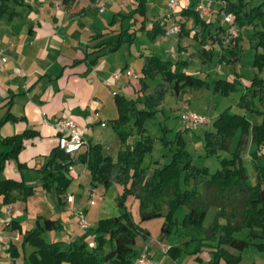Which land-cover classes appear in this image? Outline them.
Segmentation results:
<instances>
[{
	"label": "trees",
	"instance_id": "trees-1",
	"mask_svg": "<svg viewBox=\"0 0 264 264\" xmlns=\"http://www.w3.org/2000/svg\"><path fill=\"white\" fill-rule=\"evenodd\" d=\"M222 4V16H233L232 27L236 30L234 49H228L230 58L220 55L219 62L235 65L240 53V42L246 37L251 49L254 50L252 68L254 77L250 80L246 93L240 96L236 106L249 114L262 117L259 125H251L244 115L231 114L224 110L212 123V130L206 131L203 138L205 157H213L220 163V169L212 174L206 168H197L193 164V157L185 150V142L178 132L174 140H167L160 136L162 142L170 152V159L162 166L155 168L148 176L143 163L145 157L151 153L154 139L146 135L145 123L153 119L164 101V97L171 92L178 99L187 90H213L223 97L237 92L240 78L237 81L213 80L208 82L187 74L186 63L181 61H164L148 53L143 57V66L139 78L141 92L147 85L145 81L160 77L161 83L156 85L152 93L143 95V100H128L122 95H115L114 102L118 116L110 121V125L117 134L121 144L116 159L106 156L101 145H89L87 151L80 157V161L89 172L91 186L117 185L122 187L119 194V207H125L123 199L126 195H134L139 200V215L141 220L163 218L161 237L167 236L174 225L183 228L197 229L204 236L201 241L215 243L197 245L193 253L208 250V264H239L241 255H233L225 247L241 253L249 246H255L264 253V165L260 162L261 155L256 151L251 155L254 185H249L245 169L241 161L242 142H237L235 151L230 152L231 141L237 131L242 136L247 134L257 148H264V77L260 75L264 70V0L252 4L247 0H216ZM142 0L141 7H143ZM9 13L5 1L0 2V19ZM173 15V14H171ZM180 17L191 19L194 28H199L192 38L202 46L203 61H210L213 52L207 45L217 43L222 45L225 33L229 35L230 26L215 27L211 21L203 20L195 11V4L180 11ZM222 17V21H223ZM170 18V17H169ZM165 24L162 21L153 22L147 31L150 41L158 35L165 34ZM214 33H211V31ZM179 36H189L184 24L178 27ZM118 47V44L116 45ZM138 104H142L139 108ZM129 126V129H124ZM166 131V128H162ZM138 139L129 145L133 135ZM38 137L34 130H25L20 134L0 139V176L5 163L17 161L18 155L24 149L25 141ZM221 153L229 154V157ZM75 162L65 155L58 147L52 149L46 162L40 168L42 175L41 187L60 198L65 194L71 179L67 176V167ZM18 169L23 166L18 164ZM202 185V192L197 186ZM18 193L23 200L34 194V189L25 181L16 182L0 178V196L4 205L11 204ZM187 212L179 222L174 218L180 208ZM210 208L217 213L208 227H203L202 221ZM57 221L37 218L35 227L22 233V245L34 249L28 256L29 264H133L139 252L135 248L136 239L148 236V232L136 225L127 211L118 216L99 220L91 229L94 233V244L70 242L65 248L63 242L47 243L42 235L46 231L57 230ZM247 230L243 239L235 234ZM161 242V239H159ZM108 251L104 252V247ZM13 248H9L11 251ZM181 250L176 247L168 248L166 254L176 257ZM196 254V255H197ZM16 257L15 250L11 254ZM196 260H199L196 257Z\"/></svg>",
	"mask_w": 264,
	"mask_h": 264
},
{
	"label": "crops",
	"instance_id": "crops-1",
	"mask_svg": "<svg viewBox=\"0 0 264 264\" xmlns=\"http://www.w3.org/2000/svg\"><path fill=\"white\" fill-rule=\"evenodd\" d=\"M1 1L6 2L9 13L0 19V50L6 58V62L0 66V139L20 134L25 130L36 131L38 137L25 141L24 149L18 155L17 161H7L3 173L0 176L2 180L8 179L16 182L24 180L27 186L34 189V194L26 200H23L18 193L14 192L12 195L15 200L9 205H4L2 197L0 196V206H2L0 207V227L3 230L0 231L1 245L5 246V241L9 239V246H5L6 249L0 251V259L2 258L1 254L8 252L7 256L11 257L14 264H29L27 258L34 249L22 245V233L34 228L37 218L58 222L60 227L53 231L64 232L65 235L58 237V241L53 242H63L65 248L70 242H77L78 234L85 231L84 229H92L90 226L88 228H82L79 225V219L74 210L81 213L84 216L83 218H86L88 213V209L85 207L83 209L81 208V203L75 205L74 200L71 199V203L68 204L66 202V199L69 197L68 195H62L59 201L55 202L56 200L52 198L55 195L46 192L41 187L42 175L39 173V170L46 162L52 149L58 147V133L54 127L55 119L66 117L74 120L82 130L85 143L76 157L73 158L75 162L73 166L77 173H82L85 170L83 175L84 179L80 180L81 176L76 179L84 187V181L88 177V182L90 183V177L86 166L80 161V157L87 151L89 145H101L104 155L110 156L114 160L121 149L117 134L110 125V121L115 120L118 116L114 96L122 95L128 100H138L140 102L143 100V95L152 93L156 85L161 83L160 77L157 76L154 80L145 81L147 88L144 93L140 91L139 78L141 76L144 55L153 53L164 61L185 62L186 69L184 71L192 76L195 75L191 74L188 70L187 64L189 67L190 64L186 58L187 54L184 53H189V49H191V56L194 54L192 57L196 59L197 54H199L198 58L200 62L206 59V57L204 59L201 57L202 46H199L193 38H190L195 32H198L199 28H194L191 19H183L177 12L172 18L168 17L169 11H164L161 15L157 14L148 18L147 13L144 14L142 11L141 14H144V17L142 18L140 30L145 33L144 39L146 40L138 42L136 31L139 19L136 18V15L133 19L128 16L129 20H124L122 19L123 17H120L121 13L125 12V10L133 12L132 10L136 9L137 4L134 0H111L103 12H100L95 7L94 0ZM198 1L192 4L196 6L199 3ZM247 1L252 4H258L261 0L257 3L253 0ZM146 2L147 0H144V3ZM208 3H216L217 6L222 7V4L216 0H208L207 4L205 2L203 4L208 6ZM192 4L189 5L188 0H181L179 10L181 11ZM202 19L210 21L204 18ZM156 21H162L165 24V30L184 24V28L188 30L189 36H179L176 34L168 37L164 41L162 36L158 35L153 41H150L147 31L151 29L153 22ZM218 21L221 23L213 24L215 27L222 26L226 28L227 25L222 21V17ZM211 33H214V31L212 30ZM244 38L246 39V37ZM117 44L118 47H116ZM217 45V43H214L213 45L206 46L207 49L213 52L210 61H203L210 68L217 62L215 57L223 55L227 59L230 58L229 50H222L223 45H218L219 47ZM218 50H222V52L219 53L220 51L217 52ZM239 58L240 53L238 54V60ZM17 70H20L21 74L17 75ZM252 70L251 77L248 81L241 79V75L235 70L232 71V74L234 78L236 77V81L239 77V84H243L247 88L250 85V80L256 73L253 68ZM117 71L124 73L130 72L134 77H128L122 74L118 79H114L113 74ZM216 74L217 72L211 70L207 72L206 76H216ZM219 79L230 82L234 80L230 76L216 77L213 80ZM185 93H188V90ZM244 93L246 92L241 91L239 96L233 98L224 110L228 109L231 114L244 115L251 125H259L262 121L261 116L249 114L236 106L238 99ZM167 95L173 97L171 92H168ZM182 97L183 94L179 98ZM161 109L162 107H159V110ZM191 111L193 110L191 109ZM217 117L218 115L211 122L213 123ZM109 126L113 132L101 137L100 134H102V131L100 128H107ZM124 129H129V126H125ZM112 133L116 134V138ZM236 136H238V131L231 141L230 152L234 149V138ZM238 137H240L239 140L243 144L241 151L247 152L249 149V153L247 154L249 159L247 160H250L252 164L251 155L257 151L261 155L260 162L264 165V148H257L251 142L249 134L246 136L239 135ZM137 139L138 136L133 131V135L128 141L129 145ZM221 155L226 157L230 156L226 153H221ZM147 158L149 161L145 166L148 167L147 174L150 176L155 168L162 166L164 163L159 157L155 159L150 154L145 157V159ZM18 164L23 166L22 170L18 169ZM201 168L207 169V167ZM244 169L246 172L245 167ZM208 171L210 174L214 173L210 172V170ZM246 175L249 185H254L255 173L253 172V166L251 177H249L248 172H246ZM200 186L202 185L200 184ZM39 189L42 192H38ZM43 194L48 196H44ZM37 195H41V197L39 196L40 199ZM37 197L44 202L46 199H50L52 209L51 211H47L45 215H37L38 212L42 211V208L38 206V210L34 212L35 214L33 213V220L30 219L32 220L33 227L25 229L27 222H29V219L26 217L30 205L29 201H35ZM17 202L22 203L20 205L21 207H15ZM177 212L174 217L177 215ZM186 212V208L181 210L183 216ZM183 216L175 218L182 220ZM7 231L10 233H6ZM145 231L148 232L147 230ZM12 233H14L13 239L8 237ZM85 237L89 238L90 236L84 235L83 238ZM148 238H150L149 232L148 236L144 238L141 249L136 250L140 252L143 248L148 247L155 264H162L160 262L164 257L159 256L161 254L157 252L156 248L154 250L152 249L153 246L147 243ZM203 238L204 236L201 235L193 239L201 241ZM159 239H161V242L157 241L158 245L160 244L164 247L163 237ZM88 240L87 242L89 244L93 243ZM181 243H170V246L168 245V248L176 247L181 252L183 251V254H188V256L183 258L184 262L181 264H208V250L204 248L201 253L191 255L193 251L190 250L191 252H188L182 248ZM201 243L215 246V243L205 241H201ZM194 244L192 243L191 246H194ZM11 247L13 249L10 251L9 248ZM225 248L231 254L236 255L232 252L233 249ZM14 250L17 255L16 257L11 255ZM196 250L197 248L194 251ZM107 251L108 247L106 246L104 247V252ZM239 254L242 258L239 264H244L245 257L242 256V253ZM255 254L254 256L256 258L262 259L261 264H264V257ZM21 255L23 256L21 257L22 260L20 263L17 260ZM156 255L160 259L156 258ZM182 255L180 256L179 253L176 257H169L167 254L165 256L177 263L182 260L180 259ZM196 257L199 260H196ZM246 264L256 263L251 259Z\"/></svg>",
	"mask_w": 264,
	"mask_h": 264
},
{
	"label": "rangeland",
	"instance_id": "rangeland-1",
	"mask_svg": "<svg viewBox=\"0 0 264 264\" xmlns=\"http://www.w3.org/2000/svg\"><path fill=\"white\" fill-rule=\"evenodd\" d=\"M134 1L137 4L136 9L132 10L133 12H129L128 10H125V12L121 13L120 17H123L122 19L124 20L125 19L129 20L128 16L132 17L133 19V17L136 15V18L139 19V22L137 24V31H136L137 36H138V42L146 40L144 39L145 33L140 30V26L142 25V18L144 17V14L147 13L148 18L154 15H157V14L161 15L164 11H169L168 17L170 18L174 17V14H176V12L177 14H180L179 3H181V0H175L178 4V7L176 8V11L174 13L169 10L170 0H147L146 3H143V7L140 6L142 3V0H134ZM188 1L190 5L198 0H188ZM253 1L257 3L260 0H253ZM198 2L199 3L205 2L207 4L208 0H199ZM207 7L209 8V14L207 17H203V18L210 20L211 22H213V24H220L221 22H219L218 19L223 16L220 11L219 5L217 6L216 3L214 4L208 3ZM142 11L144 12L143 15L141 14ZM125 25L127 24L125 23ZM234 38L235 36L228 35L227 33H225V36L223 39L224 41L222 43L223 45L222 50L223 49H234L235 48ZM197 44L200 46L198 42ZM240 44H241L240 58L236 62L235 65L227 66L224 62H219L220 57H215L216 58L215 60H217V62L211 66L212 68H210L203 61L201 62L199 61V58H198L199 54H197V57H196L197 60L193 58L192 56L194 54H192L191 56V53H190L191 49H189V53H184V54H187L186 58L189 60V64H190V67L187 64V68L191 72V74H194L196 77L205 78L208 82H212V80L215 79L216 77L218 78V77H228V76H230L232 79L235 80L236 77L234 78L232 74V71L234 70L241 75V79H243L244 81H248L253 71L251 65H252L254 50L251 49V45L245 38L242 40V42H240ZM222 50H218L217 52L220 51L219 53H221ZM211 70L212 71L214 70L215 72H217L216 76L214 75L209 76V77L206 76L207 72H210ZM260 74L264 76V71H262ZM237 88H238V91L236 93H231V95L227 97H223L219 93H214L212 89L201 91V93L200 91L192 92L188 90V93L183 94V97L178 98V99H175L171 95H167L164 102L160 106L162 107V109L156 113L153 119H150L145 123V127L147 129L146 135H149L151 138L154 139L153 148L150 153V156L155 159L159 157L163 161V163L168 162L170 159V152L165 146H163L159 138L162 135V136H165L167 140L172 141L174 140L177 133L181 132L180 136L185 142V150L193 157V164L195 167L197 168L207 167V169L210 170V172H215L217 169H219L221 166H220V163L217 161V159L213 157H208V158L205 157V153L203 152L204 151L203 150L204 133L206 131H210V129L212 128V122H211L212 119L216 117L217 115L221 114L224 111V109L231 103V100L233 98H237L241 91L246 92V88L243 86V84L237 85ZM138 106L140 107L142 106V104H138ZM190 106L193 111H191ZM189 112L196 113L198 116H200L203 119V123L198 125L197 128L195 129H188L185 123V118ZM162 128H166V131L164 132ZM100 130L102 131L101 132L102 134L99 133L101 137H104L106 136V134L113 132L110 126L107 128L101 127ZM113 135L116 138V134H113ZM239 135L241 136L240 131H238V136ZM238 136L234 138L235 144H234V149L232 153L235 151V148L237 147V142L239 141V138H240ZM248 153H249V149L247 150V152L241 151L240 157H241V161L243 160V165L246 168V172H248L249 177H251L252 164L250 160H247L249 159V156L247 155ZM148 161H149L148 158L145 159L144 165H146ZM77 171H80V170H77ZM80 173L81 172H79V174ZM80 176H81L80 180L84 179V176L82 175ZM251 180H254V179H251ZM88 181H89V178L87 177V179L84 181L85 183L84 187H82V183L80 181L72 180L69 186L67 187L64 195H68L72 200H74L75 205H78L79 203H81L82 209L84 207L88 209L87 217L84 218V222L88 224V226H90L91 228H94L96 226V221L98 222L99 220L110 219V218L118 216L123 211H127L132 221L136 225H138L139 228L147 230L149 232L150 238H148L149 240L147 241V243H149L150 245L154 247V248L152 247L153 250L156 248L157 252L161 254L159 255L160 257L161 256L164 257V259L161 260L160 263L162 264H181L184 262L183 258L188 256L187 253L183 254V251H182L180 252V256L183 254L182 258H180L182 260H180L177 263L171 261L167 256H165L166 251L168 250V245L170 246V243L182 242L181 243L182 248L186 249L188 252H191V251L194 252V250L196 249L199 240L198 239L194 240L193 238H198L202 234H200L197 229L190 228V227L185 229L180 224H176L173 226L171 232L167 236H163L164 249H166V251L163 252L160 248V244L158 245L157 243V241L160 242L158 239L161 237L160 230H161V225L163 223V218H152V219H147V220H141L140 215H139V200L134 195L128 194L124 197L123 203L125 207L122 208L121 210L119 207L118 192L120 193L122 192V187L115 186L113 184L108 187H104L103 185H97L94 187V186H91V184ZM197 188H198V191L202 192V186L199 185L197 186ZM38 192H42V191L39 189ZM43 195L48 196L45 194ZM37 196L41 197V195H37ZM38 197L35 201H32V202L29 201L30 205L28 207V213L26 214V217L27 219H29L28 221L30 222V224L28 225L29 222H27L25 229H29L30 227H33L32 217H33V213L36 210H38V206L42 208V211L38 212L37 215H40V214L45 215L47 211H51L52 209L50 199H46L44 202L42 200H39L40 197L39 199ZM52 198L53 200H56L55 202L59 201V198L57 196H54ZM20 202L16 203L15 205L16 208L21 207L20 205H22L23 202L22 203ZM181 210H184V208H181L180 211L177 212V215L175 217L180 218L183 216L181 214ZM215 214H216V210L214 208H210V210L208 211V213L206 214V216L204 217L202 221L203 227H206L208 224H211V222L213 221L215 217ZM180 220L178 221L180 222ZM84 230L85 231L78 234V238L76 239V241L80 244L83 242L88 243L87 240L89 239L90 241L93 242L92 244H94V237H95L94 233L90 229L88 230L84 229ZM0 231H3L1 227H0ZM6 233H10V232L7 231ZM64 235H65L64 232L60 233L59 231H51V232H44L42 237L47 243H52L53 241H58L57 238L60 236L62 237ZM84 235H89L90 237L83 238ZM246 236H247V230H242L241 232H238L235 234V237L240 238V239H243ZM8 237H11L13 239L14 233H12L11 236H8ZM190 239H193V240H190ZM143 243H144L143 237L138 236L136 239L135 248L137 250H140ZM192 243H195L194 246H191ZM4 244L6 247L9 246V239L5 241ZM143 251H144V248L140 252H143ZM232 252L236 255L239 254V252L236 250H232ZM253 252L260 255L261 257H264V253L260 252L255 246H249L241 252L242 256L245 257L244 264L249 262V260L251 259H253L256 264L262 263V259L256 258L254 256L255 253ZM196 254L192 253L191 255H196ZM7 255H8V252L1 254L2 258L0 259V264H14V262H12L11 257ZM22 256L23 255H21L19 259L17 260L20 263L22 260L21 258ZM156 258H158L157 255H156Z\"/></svg>",
	"mask_w": 264,
	"mask_h": 264
},
{
	"label": "built area",
	"instance_id": "built-area-1",
	"mask_svg": "<svg viewBox=\"0 0 264 264\" xmlns=\"http://www.w3.org/2000/svg\"><path fill=\"white\" fill-rule=\"evenodd\" d=\"M111 0H94L95 7L100 11H105L106 7L110 4ZM178 7V4L175 0L169 1V10L174 12L176 8ZM195 11L203 18L207 17L209 14V8L205 6L203 3H198L195 6ZM223 22L229 24L230 30L229 35H233L236 37L237 33L236 30L232 27L233 23V16L226 15L223 17ZM178 34V27L173 26L168 29H166L165 34L162 36L163 40H166L168 37L172 35ZM6 62L5 55L0 50V66L3 65ZM16 74H21L20 70L16 71ZM122 74H125L128 77H134L130 72H120L117 71L113 74L114 79H118ZM185 123L187 125L188 129H195L198 125L203 123V119L198 116L196 113L189 112L185 118ZM57 133H58V148L61 150L65 155H67L69 158L73 160V158L76 157L78 152L81 150L82 146L84 145V139L82 135V130L79 127V125L74 121L66 117H61L55 119V125H54ZM85 170L81 174L77 173L74 169L73 165H69L67 167V174L68 176L76 180L80 177V175H84ZM71 198L68 197L66 199V202L68 204L71 203ZM75 214L77 215L79 219V225L82 228H88V224L84 222L83 215L76 210H74ZM92 246V244H90ZM160 248L163 252L166 251L163 246L160 245ZM6 247L2 246L0 243V251L5 250ZM133 264H155L153 259L150 256L148 247L144 248L143 252H139V255L135 258Z\"/></svg>",
	"mask_w": 264,
	"mask_h": 264
}]
</instances>
